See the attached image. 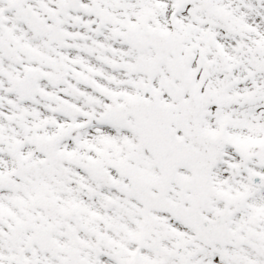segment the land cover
<instances>
[{
	"label": "snow or ice",
	"instance_id": "1",
	"mask_svg": "<svg viewBox=\"0 0 264 264\" xmlns=\"http://www.w3.org/2000/svg\"><path fill=\"white\" fill-rule=\"evenodd\" d=\"M0 264H264V0H0Z\"/></svg>",
	"mask_w": 264,
	"mask_h": 264
}]
</instances>
